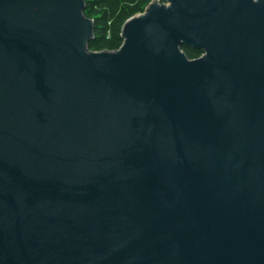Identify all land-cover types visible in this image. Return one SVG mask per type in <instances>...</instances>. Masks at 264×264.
I'll return each mask as SVG.
<instances>
[{
  "label": "water",
  "instance_id": "obj_1",
  "mask_svg": "<svg viewBox=\"0 0 264 264\" xmlns=\"http://www.w3.org/2000/svg\"><path fill=\"white\" fill-rule=\"evenodd\" d=\"M85 8L0 0V264H264V0Z\"/></svg>",
  "mask_w": 264,
  "mask_h": 264
},
{
  "label": "trees",
  "instance_id": "obj_2",
  "mask_svg": "<svg viewBox=\"0 0 264 264\" xmlns=\"http://www.w3.org/2000/svg\"><path fill=\"white\" fill-rule=\"evenodd\" d=\"M151 0H86L85 13L95 19V37L91 49L114 50L121 46L124 22L145 10ZM190 58L191 52L186 51Z\"/></svg>",
  "mask_w": 264,
  "mask_h": 264
},
{
  "label": "flooded vegetation",
  "instance_id": "obj_3",
  "mask_svg": "<svg viewBox=\"0 0 264 264\" xmlns=\"http://www.w3.org/2000/svg\"><path fill=\"white\" fill-rule=\"evenodd\" d=\"M185 51L191 52L193 55V58L200 57L205 53L204 49L201 48H186L184 47Z\"/></svg>",
  "mask_w": 264,
  "mask_h": 264
},
{
  "label": "rangeland",
  "instance_id": "obj_4",
  "mask_svg": "<svg viewBox=\"0 0 264 264\" xmlns=\"http://www.w3.org/2000/svg\"><path fill=\"white\" fill-rule=\"evenodd\" d=\"M96 51H100V50H104V49H101V48H99V49H95Z\"/></svg>",
  "mask_w": 264,
  "mask_h": 264
}]
</instances>
